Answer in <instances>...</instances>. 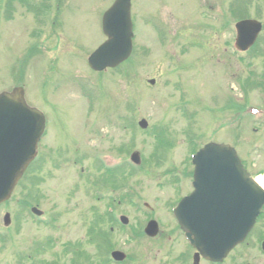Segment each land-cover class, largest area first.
Listing matches in <instances>:
<instances>
[{"label":"rangeland","instance_id":"1","mask_svg":"<svg viewBox=\"0 0 264 264\" xmlns=\"http://www.w3.org/2000/svg\"><path fill=\"white\" fill-rule=\"evenodd\" d=\"M112 1L15 0L8 19L6 10L0 13V90L23 86L27 102L48 116L38 159L10 200L0 204V264H37L26 257L31 248L40 252L41 264H99L96 256L106 261L109 246L126 254L124 264H191V250L183 253L188 247L170 231L175 228L170 207L191 191L189 154L210 140L234 145L264 185V0H131L135 37L129 60L94 73L87 57L105 40L100 17ZM0 6H8V0ZM240 16L262 24L252 49L239 55L243 61L231 50L232 25ZM32 50L37 55L33 71L28 64ZM15 66L21 74L13 73ZM142 118L147 129L136 125ZM156 129L169 138L167 145H158ZM130 143L141 156L140 166L131 168L126 147L120 154L126 171L115 178L124 185L109 193L121 201H115L114 213L125 214L127 226L109 222L96 206L95 220L77 218L78 207L95 203L94 196L101 199L104 190L78 192V203L67 200L77 186L85 193L78 179L87 181L89 168L101 175L97 153L116 159L118 149ZM76 148L67 158L58 155ZM98 202L104 210L106 201ZM37 205L46 211L43 216L56 219L53 227L30 214L29 207ZM5 213L10 214L8 227H3ZM150 219L160 229L152 239L142 233ZM92 228L99 234L91 237ZM101 234L109 236L106 248L94 241ZM262 235L264 215L221 264H264ZM76 244L87 254L81 253L82 260L66 255Z\"/></svg>","mask_w":264,"mask_h":264},{"label":"water","instance_id":"2","mask_svg":"<svg viewBox=\"0 0 264 264\" xmlns=\"http://www.w3.org/2000/svg\"><path fill=\"white\" fill-rule=\"evenodd\" d=\"M131 27L130 0H115L103 16V30L109 39L89 57L90 67L101 70L125 59L131 50ZM239 28L238 41L246 47L255 40L260 24L246 20ZM140 125L144 127L146 122L142 120ZM43 128L42 113L26 105L20 89L0 94V199L8 197L35 155ZM195 165V191L179 204V223L184 230L190 227L194 246L203 257L222 260L253 226L261 199L228 145H205L197 152ZM199 197L204 200L196 201ZM154 226L150 222L148 229ZM214 234L221 246L208 240L215 238Z\"/></svg>","mask_w":264,"mask_h":264},{"label":"flooded vegetation","instance_id":"3","mask_svg":"<svg viewBox=\"0 0 264 264\" xmlns=\"http://www.w3.org/2000/svg\"><path fill=\"white\" fill-rule=\"evenodd\" d=\"M188 193H190V191H189ZM188 193H187V194H188ZM184 195H185V194H184ZM178 199H179V198H178ZM118 203H120V201H118ZM171 233H173L174 237H176L177 239H180V238H181V241L183 242L182 237H181V235L179 234V233H180V230L175 229V230L171 231ZM183 243H184V242H183Z\"/></svg>","mask_w":264,"mask_h":264},{"label":"bare ground","instance_id":"4","mask_svg":"<svg viewBox=\"0 0 264 264\" xmlns=\"http://www.w3.org/2000/svg\"><path fill=\"white\" fill-rule=\"evenodd\" d=\"M260 183L262 182L261 179H257Z\"/></svg>","mask_w":264,"mask_h":264}]
</instances>
